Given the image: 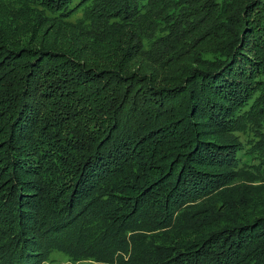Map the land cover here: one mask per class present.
<instances>
[{
	"label": "trees",
	"instance_id": "trees-1",
	"mask_svg": "<svg viewBox=\"0 0 264 264\" xmlns=\"http://www.w3.org/2000/svg\"><path fill=\"white\" fill-rule=\"evenodd\" d=\"M0 6L84 35H43L35 57L17 32L0 35V68L26 71L0 80V264H30L14 247L20 217L41 251L32 264L55 249L97 264H264V0ZM196 117L226 136L197 155ZM172 145L180 163L230 170L181 165L153 196Z\"/></svg>",
	"mask_w": 264,
	"mask_h": 264
},
{
	"label": "rangeland",
	"instance_id": "rangeland-1",
	"mask_svg": "<svg viewBox=\"0 0 264 264\" xmlns=\"http://www.w3.org/2000/svg\"><path fill=\"white\" fill-rule=\"evenodd\" d=\"M22 10L23 9H21V11H20V9L15 10V8H12V7L4 8V7L0 6V35H7V33H10V31L17 32L18 44L20 46L24 47L23 51L26 50L27 54L29 53L30 56L35 55L33 53L34 51H39L40 49L44 48V47H42L43 45L39 43L40 42L39 39L43 35L48 36V37H52L53 33H55L57 35H62L63 33H66V34L71 35L73 40H76L80 46L83 43L82 37L84 35L81 34V32L78 28L74 29V28H71L69 26L66 28V26H64L62 23H57L55 21H53V22L49 21V19L46 17L45 14L36 13L33 11H26V10L22 11ZM14 11H16V12H14ZM75 14L76 15H74L73 18L76 17V19H77L81 16V12H79V11H78V13H75ZM260 31H263V29H262V27L258 26V28L256 29L255 32H260ZM254 37H256V36H254ZM2 42L3 41H0V45H1L0 47L3 46ZM5 46H4L5 51L7 49L16 50L15 46L14 47H10V46L5 47ZM20 46H18V47H20ZM250 50H252V49H250ZM250 52H251V54H253L255 52V50L250 51ZM26 61H24L25 64H26ZM194 66H197V65L194 64ZM25 72H26L25 69L15 71V70H11V68H9L8 66H3L2 68H0V80L1 79L5 80L6 79L5 75L7 73L12 75V74H17V73L23 74ZM262 72L264 73V71H262ZM59 87H60V90H64L63 88H61V85H59ZM134 115H135V113H134ZM134 115H133V117H134ZM189 121L195 125L194 127L196 129L199 130L197 136L202 137V138H200L202 140L196 141L194 144L191 145L190 149H188V151L194 152L195 155H197L198 154L197 152H200V151L205 152V150H204L205 148H207L209 145L215 144V143L214 144L208 143L207 145H205L202 142L211 141V140L214 141V139L221 140L223 138H226L225 135H211L210 130H208L205 123L200 122V118H197V117L196 118H189ZM177 122H178V120H177ZM128 123H129V120H128L127 124ZM224 142H227V141H224ZM145 147H147V145H145ZM180 147L181 146H178V145H172V147H171L172 149H167V150L163 151L165 162L168 164L166 165L167 167H161V166H158V167L163 168L159 171L161 173L165 172V178L159 182L158 186H155L151 189V191L149 192V193H152L151 195L158 196V194L163 193L164 190H167L166 185L169 184L167 182L170 181L169 180L170 179L169 174H171L172 171H175V170L180 171L183 167L186 168V174L188 173V176H191V177H192L191 173L193 171L215 172V171H228V170H230L227 167H219V166L213 167L209 164L199 163L197 161H195L193 163H191L192 161H186V162L183 161V163H180L181 161H179V159L184 158L183 156H185V153H186V151H183L184 149H182ZM144 152L146 153V150ZM181 153H184V154H181ZM186 164L190 165V168L188 166H186ZM223 168H225L226 170ZM221 182L228 183L229 186L230 185L231 186H238L239 184H244V183L249 182V181H247L245 178H241V177L229 178V174H227L223 177ZM133 196L134 197H130L131 202L130 203L128 202L129 204H131L133 202V200H137L136 198H138L139 196H142V195L137 192L136 195H133ZM148 197H150V196L148 194H146V196H145L146 201H148L147 200ZM141 198H144V196ZM128 200H129V198H128ZM22 206H23V204H22ZM9 207H11V206H9ZM18 207L20 208L21 204H19ZM23 207L26 208V206H23ZM27 210H33V208L23 209V211L25 213H27ZM21 211H22V209H21ZM11 214H12V216H14V218L18 217V215L15 216L16 214L13 212ZM23 214H20V215H23ZM27 214L29 215V213H27ZM24 215H26V214H24ZM20 219H21L22 228H24V231L22 233L19 232V236H18V239L16 241L18 243H16L14 247L16 249V254L20 253L22 256L27 258L26 262H30V264H32L33 261H36V260L41 258V251L38 248L36 249V247L32 246V243H34V242L31 241L32 240L31 230H33L32 228L34 227V225L26 226V224L30 223V221L28 219L24 220L23 217H20ZM29 230H30V232H28ZM8 232H14V229L12 228V229H10V231L8 230ZM28 236L31 239L27 238ZM43 244H44V242H43ZM35 249H36V251L32 254L31 257H29L28 254L32 253V251H34ZM47 256L48 257L45 258V260L40 264H97L91 260L89 261V260H82L81 259V260H75L74 261L71 259V257L69 255L65 254L63 251H58L56 249H55V251L48 252ZM25 264H28V263H25Z\"/></svg>",
	"mask_w": 264,
	"mask_h": 264
}]
</instances>
